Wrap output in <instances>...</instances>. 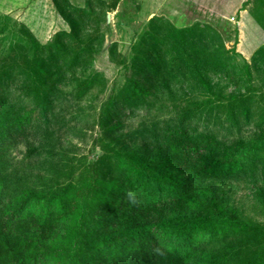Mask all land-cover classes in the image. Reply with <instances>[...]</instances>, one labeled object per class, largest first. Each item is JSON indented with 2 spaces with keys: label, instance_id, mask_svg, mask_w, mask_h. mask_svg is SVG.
Instances as JSON below:
<instances>
[{
  "label": "trees",
  "instance_id": "1",
  "mask_svg": "<svg viewBox=\"0 0 264 264\" xmlns=\"http://www.w3.org/2000/svg\"><path fill=\"white\" fill-rule=\"evenodd\" d=\"M51 2L68 31L55 33L41 45L21 26L27 45H15L0 58V264H49L41 250L61 227L67 244L63 264H264L261 239L253 242L255 249L246 259L230 242L221 252H206L204 242L244 237L237 243L242 246L252 244V237L263 236L264 230L227 212L208 190L194 186L198 181L234 179L262 162L264 108L254 112L244 94L215 106V118L221 127L227 125L226 131L254 120L259 132L248 140L226 141L211 132L192 137L185 123L196 113L187 112L177 125L143 136L145 144L153 145L149 158L106 144L109 150L97 164L61 188H12L9 152L20 141L45 137L47 128L58 122L55 107L63 99L58 85L75 81L72 98L80 101L105 82L90 67L103 36L94 28L84 33L104 9L115 10L119 0H93L87 11L68 0ZM132 51V68L143 74V82L128 80L129 96L121 99L129 101L121 105L128 108L148 95L146 80L160 78L167 88L168 79L181 75L208 94L212 87L205 74L230 73L234 63L215 29L199 23L175 27L157 16L148 20ZM260 54L264 51L254 58ZM108 57L113 63L120 57L115 44L108 48ZM78 69L83 78L75 77ZM205 108L195 111L205 110L212 118V108ZM110 110L106 107L97 122L107 138L121 124L120 114ZM260 173L264 177V164Z\"/></svg>",
  "mask_w": 264,
  "mask_h": 264
},
{
  "label": "rangeland",
  "instance_id": "2",
  "mask_svg": "<svg viewBox=\"0 0 264 264\" xmlns=\"http://www.w3.org/2000/svg\"><path fill=\"white\" fill-rule=\"evenodd\" d=\"M68 1L87 11L88 3L93 0ZM113 1L103 2L110 4ZM99 11L94 8L95 13ZM153 16L164 18L175 27L199 23L215 29L224 48L234 55L233 67H229L231 72L206 73L212 87L208 94L181 75L168 79L167 88L161 85L160 78L146 80L148 95L141 97L132 108L121 106L129 102L121 100L129 96L128 80L143 82V74L132 68V46L138 42ZM21 26L41 45L49 42L55 33L68 31L51 0H0V58L15 45H27L26 33ZM92 28L103 38L101 50L95 54L90 67L102 74L105 82L94 86L80 101L72 98L78 85L75 81L58 85L63 96L61 104L55 107L58 122L48 128L41 125V128H47L43 133L46 138L40 134L35 139L20 141L9 152L12 188L36 192L61 188L77 180L86 168L97 164L104 150H109L106 144L149 158L153 145L145 144L143 136H148L151 130L160 132L166 126L177 125L187 112L196 113L185 123L192 137L211 132L220 139L225 136L226 141L239 137L248 140L259 132L254 120L247 125L241 122L239 129L224 130L227 125H219L215 106L239 99L244 94L250 99L254 112L264 108V54L254 58L256 52L264 51V0H123L117 3L115 10L104 9L99 20L86 28L84 36ZM112 44L120 56L115 59L116 63L108 57V48ZM81 74L82 70L78 69L75 77L83 78ZM115 100L118 102L114 103ZM105 106L111 108L110 113L120 114V130L111 138L105 137L97 126ZM199 106L211 107L212 118L205 110L195 111ZM30 147L37 148V152L30 154ZM262 164L264 155L253 171L230 180L198 181L194 186L208 190L227 212L264 230ZM65 237L66 232L61 227L41 250L48 255L49 264L64 263ZM243 238L219 239L207 245L204 242L203 246L206 252H221L230 242L234 250L241 252L240 258L246 259L255 249L253 242H264L263 235L252 237V244L238 245Z\"/></svg>",
  "mask_w": 264,
  "mask_h": 264
},
{
  "label": "crops",
  "instance_id": "3",
  "mask_svg": "<svg viewBox=\"0 0 264 264\" xmlns=\"http://www.w3.org/2000/svg\"><path fill=\"white\" fill-rule=\"evenodd\" d=\"M101 1H105V0H101ZM119 2H123V0H119ZM150 15H151V14H150ZM150 15H149V16H150ZM147 16H148V15H147Z\"/></svg>",
  "mask_w": 264,
  "mask_h": 264
}]
</instances>
